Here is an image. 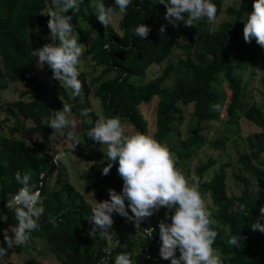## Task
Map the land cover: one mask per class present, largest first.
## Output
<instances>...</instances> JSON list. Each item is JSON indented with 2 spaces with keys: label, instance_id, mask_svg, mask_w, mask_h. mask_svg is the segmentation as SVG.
<instances>
[{
  "label": "trees",
  "instance_id": "1",
  "mask_svg": "<svg viewBox=\"0 0 264 264\" xmlns=\"http://www.w3.org/2000/svg\"><path fill=\"white\" fill-rule=\"evenodd\" d=\"M213 2L217 8L216 21L223 13L227 19L217 28L204 20L198 21L192 32L191 27L184 26L182 22L174 25L166 20V9L157 0H133L122 17L119 31L112 27L100 31L80 60L89 57L101 69L95 95L104 109L103 115L119 117L122 126L130 125L135 132L149 133L140 107L158 101L152 135L163 144L175 134L174 124L182 118L183 109L193 107L191 136L182 142L185 152L167 146L179 169L183 161L191 158V153L205 146L202 125L220 120L214 106L220 102L219 86L226 84L231 93L226 106L227 125L239 133L241 116L259 128L258 132L247 137V151L238 157V165L264 186V115L256 105L244 106L245 88L237 77V72L245 64H254L264 55V47L258 45L255 38L250 42L243 38L246 14L253 11V0H239L237 5L227 8L225 0ZM88 3L89 0H82L76 14L69 10L74 29L82 28V22L92 21V9ZM112 3L113 0H105L106 6ZM46 10L45 0H0V98L16 83L23 82L29 89L28 99L7 107L0 105V216L5 218L0 220V246L9 250L4 242V230L7 223L14 226L16 221L6 202L20 187L14 180V174L20 171L30 175V186L39 190L44 208L43 214L35 218L39 228L30 236L42 238L45 247L52 248L57 264H113L114 257L122 252L130 254L133 264H150L146 260L147 255L159 257L161 241L157 223L161 221V214L154 226H151L153 214L145 217L138 228L134 223L123 236L116 237L113 245H109L106 233L89 236L92 225L86 218L90 215V205L65 178L59 166L52 162L53 155L49 149L55 132L47 126L52 111L61 110L63 103L69 104L70 118L76 120V127L84 132L91 125L81 122V110L88 109L89 118L93 121L97 114L89 106L91 88L84 72L80 71L78 77L80 94L71 98L60 97L64 89L53 78L49 67L46 74L53 81L52 88L37 74L38 57H32L30 49L50 43L49 16L42 13ZM139 23L150 28L144 40L133 35V29ZM162 26L163 32L160 31ZM105 44L108 48L104 47ZM177 53L178 58L172 59ZM155 61L167 62L158 78L147 84L133 81L134 77L146 75L149 64ZM174 76L173 85L167 87V81ZM34 138L39 140L30 144ZM225 144L224 140L211 143L214 148ZM77 147L78 144L74 146ZM106 164L107 160H104L102 167ZM215 166L216 160L210 159L193 173L200 180V194L210 196L216 211L211 216L216 221L214 227L217 231L212 247L221 254L224 264H264V233L250 227L264 202L251 190L247 179L239 174L234 176L242 186L239 195L228 194L224 172L205 180L206 173ZM55 173V186L50 188V180ZM80 180L86 185V191L99 190V201L109 199V189L120 193L123 185L116 163L106 175L100 172L92 180L83 174ZM161 210L169 211L170 217L174 211L166 207ZM129 215H132L130 210ZM49 217L54 219L55 227L49 222ZM150 229L153 239L145 234ZM135 235L144 240L145 252L138 253ZM233 236H239L238 246L227 243ZM16 249L18 253L26 251L25 244ZM6 264H43V261L39 257H30L22 262L9 261ZM164 264H170V260H165Z\"/></svg>",
  "mask_w": 264,
  "mask_h": 264
},
{
  "label": "clouds",
  "instance_id": "2",
  "mask_svg": "<svg viewBox=\"0 0 264 264\" xmlns=\"http://www.w3.org/2000/svg\"><path fill=\"white\" fill-rule=\"evenodd\" d=\"M166 9L165 19L174 25L182 22L184 26H192L195 22L204 20L209 25L216 23L217 8L213 0H157ZM82 0H45L46 12L49 16L50 43L42 47L30 49L31 56L38 57L37 63L46 64L52 71L63 89H70L71 96L80 94L81 82L79 62L82 55V43L71 23L69 10L76 14L80 10ZM133 0H113L106 6L105 0H89L88 7L92 9L97 20L105 27L111 26L117 17L122 18ZM253 11L247 13L243 27V38L250 42L252 38L264 47V0H253ZM242 20H245L242 19ZM164 31L163 26L160 29ZM150 32L149 26L139 23L133 29V35L144 40ZM108 48V45H104ZM217 111L220 105L214 106ZM82 123L91 125L86 136L101 145L107 164L102 168L106 175L117 164V173L123 180L122 190L117 193L108 190V200L94 202L90 206L88 222L92 225L88 235L96 233L104 235L113 224V214L134 221L137 228L140 222L153 214L161 206L174 210L170 220L168 213L165 219L158 222L159 256L169 260L170 264H224L222 257L212 245L217 237L216 221L211 219V212L202 199L199 191L200 180L196 176L186 177L176 166V159L167 145L159 142L151 133L134 132L128 134L121 125L120 118L97 113L93 121L89 118L88 109L80 112ZM71 117V106L63 103L61 110L52 111L48 117L47 126L54 132L64 131L66 138L73 145L78 144L75 136L77 121ZM60 156H53L55 164ZM255 163V161H253ZM14 180L20 187L7 200L6 207L12 209L14 226L4 230V242L7 248L24 245L30 233L39 225L36 217L44 212L39 190L30 186V175L17 171ZM127 201V210L126 204ZM129 210L132 215H129ZM0 220H5L0 216ZM264 205L259 206V215L251 224L252 230L264 233ZM49 222L55 227L52 217ZM9 233L12 235L10 236ZM227 243L238 246L239 236L231 237ZM179 256H176V252ZM7 249L0 246V264H6ZM113 264H133L130 254L122 252L114 257Z\"/></svg>",
  "mask_w": 264,
  "mask_h": 264
},
{
  "label": "rangeland",
  "instance_id": "3",
  "mask_svg": "<svg viewBox=\"0 0 264 264\" xmlns=\"http://www.w3.org/2000/svg\"><path fill=\"white\" fill-rule=\"evenodd\" d=\"M237 3H239V0H225V7L227 8L237 5ZM91 15V22H82L83 25L80 24L82 28L76 27L74 29V34L77 35L78 42L83 44L82 53L89 48L98 33L107 28L97 20L94 13L91 12ZM226 19L227 15L223 13L222 16L216 21L214 27L217 28L219 24ZM121 22L122 18L117 17L113 24L108 27H112L119 31V24ZM197 24L198 21L195 22L194 25L190 26L192 32L193 29L197 28ZM178 56L179 53L172 57V59H177ZM149 65L151 66L146 75L134 77L133 81L136 83L147 84L153 79L158 78L166 67L167 62L158 63L155 61L153 64L151 63ZM47 69L48 66L46 64H38L37 74L40 80L45 82L49 88H52L53 81L46 74ZM79 70L84 72L88 77V84L91 88V92L88 96L90 108L93 109L96 114H104V109L101 106V102L95 95V89L98 86L97 77L100 75L101 69L96 67L88 57L84 60H80ZM237 77L241 81L243 88H245L246 98L243 102L244 106L250 107L251 105H256L262 110L264 115V55L254 64H245L244 68L237 72ZM175 78L176 76H174L170 81H167L166 86H172L176 80ZM28 95L29 89L26 87L25 83L20 82L13 84L6 92L1 94L0 105L6 107L10 106L16 101L28 99ZM63 96L71 98V90L64 89L62 96L60 95V97ZM218 96L220 98V102L218 104L220 105V110L217 111L215 109V111L216 113L220 114V120L210 124L202 125V128L204 129L202 135L206 141L205 146L200 151L191 153V158L188 161H183L181 163L180 169L186 177H191L193 176L194 170L200 164L207 163L210 159H214L216 160V166L206 173L205 180L208 181L216 174L224 172L227 176L228 194L239 195L242 191V186L236 182V180H234V176L239 174L247 179L251 190L256 192V194L259 195L260 200L264 202V186H260V184L255 179H253L251 175L246 173L242 166L238 165V157L247 151V137L252 133L258 132L259 128L250 124V122L244 117L239 116V133L235 132V128L233 126L227 125L226 106L230 102L231 93L228 90L226 84L222 83L219 86ZM157 102V100H154L151 103L142 105L140 107V112L146 119L149 127V133L151 134L154 131L155 110ZM192 112V106L183 109L182 118L174 124L175 134L169 137V139L165 142L169 148H174L181 152H185L182 142L186 141L191 136ZM3 116L4 114L2 113V117ZM28 125H30V123H28ZM123 128L128 134L135 132L130 125H125ZM65 135L66 133L64 131L59 133L55 132V134L52 136L49 150L53 156H60V160L55 164L59 166V169L62 170L65 178H68L76 190L84 195L86 202L91 206L94 200L99 202V190L93 189L86 191V185L80 180V177L85 174L90 176L92 180L96 179L97 174L102 172V163L104 160H106L105 154L101 150V145L88 138L86 136V132L80 131L78 127L75 129V136H77L78 140L77 148H74L72 140L66 138ZM38 140L39 139L34 138L31 140L30 144L35 143ZM216 140L226 141L225 146L214 148L211 143ZM56 177L57 173H55L50 180V188L55 186ZM201 196L209 208L212 216L216 211L212 205L210 196L208 194H201ZM162 208H160L159 214L162 216L161 220H164L166 212H163L164 210L162 211ZM167 213L170 218L169 211H167ZM112 219L113 224L111 229L106 232L109 245H113L116 237L123 236L134 225V221H130L126 217H122L115 213L113 214ZM153 220L154 218H152V221ZM166 222L170 223L169 219ZM10 226H12L11 223H7L6 229H8ZM9 235L11 236L12 234L9 233ZM139 236L135 235L133 238L138 242V253H143L145 252L144 240ZM21 246L23 245L9 248L5 256L6 262L13 261L17 263L22 262L30 257H39L42 259L43 264H57L56 254L52 251V248L45 247L44 240L42 238L29 236V240L25 243L26 251L24 250L23 252L18 253L16 248ZM216 252L221 256L218 251ZM176 256H179L178 251L176 252Z\"/></svg>",
  "mask_w": 264,
  "mask_h": 264
},
{
  "label": "built area",
  "instance_id": "4",
  "mask_svg": "<svg viewBox=\"0 0 264 264\" xmlns=\"http://www.w3.org/2000/svg\"><path fill=\"white\" fill-rule=\"evenodd\" d=\"M145 234H146L149 238L153 239L152 229H150V230H146V231H145ZM146 260L149 261L150 264H159V263L164 264V262H165V260L162 259L160 256H159V257H153V256H151V255H147V256H146ZM169 260H170V258H169Z\"/></svg>",
  "mask_w": 264,
  "mask_h": 264
},
{
  "label": "water",
  "instance_id": "5",
  "mask_svg": "<svg viewBox=\"0 0 264 264\" xmlns=\"http://www.w3.org/2000/svg\"><path fill=\"white\" fill-rule=\"evenodd\" d=\"M159 211H160V207L153 211L154 220L152 221L151 226H154L156 224V222L158 221Z\"/></svg>",
  "mask_w": 264,
  "mask_h": 264
}]
</instances>
